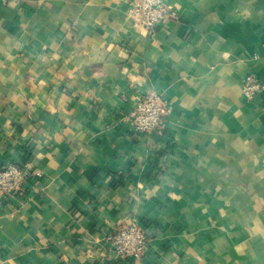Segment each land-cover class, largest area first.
<instances>
[{"label": "crops", "instance_id": "crops-1", "mask_svg": "<svg viewBox=\"0 0 264 264\" xmlns=\"http://www.w3.org/2000/svg\"><path fill=\"white\" fill-rule=\"evenodd\" d=\"M136 0H0V264H126L106 237L147 232L133 264H264V0H161L146 31ZM159 94L163 138L135 133ZM132 264V263H130Z\"/></svg>", "mask_w": 264, "mask_h": 264}, {"label": "built area", "instance_id": "built-area-1", "mask_svg": "<svg viewBox=\"0 0 264 264\" xmlns=\"http://www.w3.org/2000/svg\"><path fill=\"white\" fill-rule=\"evenodd\" d=\"M169 12L161 0H136L129 5L127 15L135 26L149 31L161 24ZM240 92L245 103H254L264 93V82L256 74L248 73L241 81ZM168 113L159 94H143L130 114L133 131L155 140H162ZM27 177L28 173L24 168L15 164L7 165L0 170L1 195L6 198L18 196ZM106 240L110 254L117 261L126 264L138 262L145 255L149 245L146 230L136 221L115 229L107 235Z\"/></svg>", "mask_w": 264, "mask_h": 264}]
</instances>
